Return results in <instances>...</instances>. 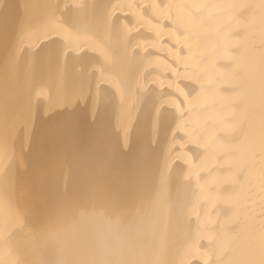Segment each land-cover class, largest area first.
Segmentation results:
<instances>
[{
	"label": "bare ground",
	"instance_id": "bare-ground-1",
	"mask_svg": "<svg viewBox=\"0 0 264 264\" xmlns=\"http://www.w3.org/2000/svg\"><path fill=\"white\" fill-rule=\"evenodd\" d=\"M0 264H264V0H0Z\"/></svg>",
	"mask_w": 264,
	"mask_h": 264
}]
</instances>
